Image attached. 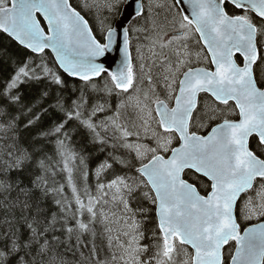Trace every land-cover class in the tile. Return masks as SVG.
Returning <instances> with one entry per match:
<instances>
[{"label": "snow or ice", "instance_id": "snow-or-ice-1", "mask_svg": "<svg viewBox=\"0 0 264 264\" xmlns=\"http://www.w3.org/2000/svg\"><path fill=\"white\" fill-rule=\"evenodd\" d=\"M0 34V264H264V0H0Z\"/></svg>", "mask_w": 264, "mask_h": 264}, {"label": "trees", "instance_id": "trees-1", "mask_svg": "<svg viewBox=\"0 0 264 264\" xmlns=\"http://www.w3.org/2000/svg\"><path fill=\"white\" fill-rule=\"evenodd\" d=\"M143 1H144V3H147V0H143ZM71 2L73 4H75L77 2V0H71ZM168 3H171V0H168ZM157 11L160 12L161 19H163V16L165 15V10L164 9H158ZM134 23H135V20L132 21V23L130 24L129 27H131ZM141 40H142V38H141ZM142 41L146 42L145 40H142ZM135 43H137V42H136L135 38H133V49L135 48ZM0 44L11 45V46L15 45V43L10 41V39L7 38L5 34H0ZM65 78H66V80H68V83H69L70 87L72 85H74V84H78L79 83L78 81H74L73 79H71L69 77H65ZM93 166L94 165L90 164V167H93ZM57 179H59V177H57ZM62 182H64V181H62ZM93 183H94V181H93ZM85 251H87V250H85Z\"/></svg>", "mask_w": 264, "mask_h": 264}, {"label": "water", "instance_id": "water-1", "mask_svg": "<svg viewBox=\"0 0 264 264\" xmlns=\"http://www.w3.org/2000/svg\"><path fill=\"white\" fill-rule=\"evenodd\" d=\"M137 3L141 2V0H136ZM135 5L132 8L127 9V12L124 13V27H129L133 20H135L130 14L133 12ZM15 43V42H14ZM72 79V78H71Z\"/></svg>", "mask_w": 264, "mask_h": 264}, {"label": "rangeland", "instance_id": "rangeland-1", "mask_svg": "<svg viewBox=\"0 0 264 264\" xmlns=\"http://www.w3.org/2000/svg\"><path fill=\"white\" fill-rule=\"evenodd\" d=\"M142 40H143V38H142ZM142 40H141V42H142L143 44H147V41H146V42H143ZM135 46H136V43H135ZM134 49H135V48H134ZM133 55L135 56V51H133Z\"/></svg>", "mask_w": 264, "mask_h": 264}, {"label": "flooded vegetation", "instance_id": "flooded-vegetation-1", "mask_svg": "<svg viewBox=\"0 0 264 264\" xmlns=\"http://www.w3.org/2000/svg\"><path fill=\"white\" fill-rule=\"evenodd\" d=\"M144 2V1H143Z\"/></svg>", "mask_w": 264, "mask_h": 264}]
</instances>
